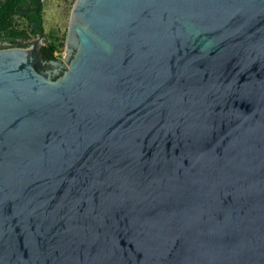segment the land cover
Returning a JSON list of instances; mask_svg holds the SVG:
<instances>
[{"label":"water","instance_id":"water-1","mask_svg":"<svg viewBox=\"0 0 264 264\" xmlns=\"http://www.w3.org/2000/svg\"><path fill=\"white\" fill-rule=\"evenodd\" d=\"M37 31L0 49V264H264V0H75L51 60Z\"/></svg>","mask_w":264,"mask_h":264},{"label":"trees","instance_id":"trees-1","mask_svg":"<svg viewBox=\"0 0 264 264\" xmlns=\"http://www.w3.org/2000/svg\"><path fill=\"white\" fill-rule=\"evenodd\" d=\"M43 10V0H0V40L14 47H25L24 43H30L33 37L39 36L37 30L40 29L46 37L40 47L43 58L51 60L60 57L66 33L59 35L51 30L46 35L42 25ZM32 22L36 25L33 26ZM0 49H4L1 44Z\"/></svg>","mask_w":264,"mask_h":264},{"label":"rangeland","instance_id":"rangeland-1","mask_svg":"<svg viewBox=\"0 0 264 264\" xmlns=\"http://www.w3.org/2000/svg\"><path fill=\"white\" fill-rule=\"evenodd\" d=\"M75 0H43L44 10H43V30L46 35L50 33L51 30L58 32L62 35L67 32L69 18L72 6ZM39 36L32 38V41H37ZM46 37L43 35L40 41V46L43 45ZM65 54V51L61 52V56Z\"/></svg>","mask_w":264,"mask_h":264},{"label":"built area","instance_id":"built-area-1","mask_svg":"<svg viewBox=\"0 0 264 264\" xmlns=\"http://www.w3.org/2000/svg\"><path fill=\"white\" fill-rule=\"evenodd\" d=\"M30 43H31V42H30ZM1 45H3V46H4V48L14 47V46H12V44H11V43H9V42H6V41H4V43H3V44H1Z\"/></svg>","mask_w":264,"mask_h":264},{"label":"flooded vegetation","instance_id":"flooded-vegetation-1","mask_svg":"<svg viewBox=\"0 0 264 264\" xmlns=\"http://www.w3.org/2000/svg\"><path fill=\"white\" fill-rule=\"evenodd\" d=\"M37 28V27H36Z\"/></svg>","mask_w":264,"mask_h":264}]
</instances>
